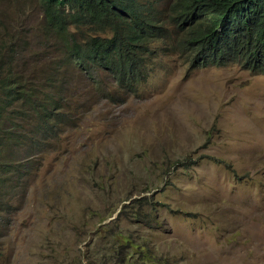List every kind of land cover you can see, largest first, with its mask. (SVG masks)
Segmentation results:
<instances>
[{
    "label": "rangeland",
    "instance_id": "1",
    "mask_svg": "<svg viewBox=\"0 0 264 264\" xmlns=\"http://www.w3.org/2000/svg\"><path fill=\"white\" fill-rule=\"evenodd\" d=\"M44 20L36 0H0V41L21 33L28 51L58 58L59 40L37 38ZM156 47L123 100L104 74L75 79V126L6 196L16 210L0 226V264L115 261L119 235L169 264H264V74ZM30 54L28 73L41 71Z\"/></svg>",
    "mask_w": 264,
    "mask_h": 264
},
{
    "label": "trees",
    "instance_id": "2",
    "mask_svg": "<svg viewBox=\"0 0 264 264\" xmlns=\"http://www.w3.org/2000/svg\"><path fill=\"white\" fill-rule=\"evenodd\" d=\"M36 1L46 35L37 38L59 40L62 52L55 58L50 48L28 51L21 33L0 41V226L16 210L6 196L30 160L75 126L77 77L100 83L97 76L104 74L123 100L147 79L149 58L167 41L194 66L238 64L264 74V0ZM28 52L41 71L28 73ZM23 147L27 152L14 153ZM142 215L137 209L135 216ZM110 242L117 258L101 264H169L146 241L119 235Z\"/></svg>",
    "mask_w": 264,
    "mask_h": 264
}]
</instances>
